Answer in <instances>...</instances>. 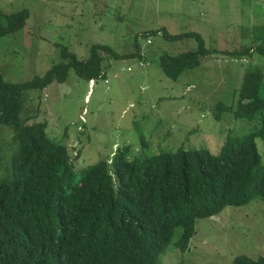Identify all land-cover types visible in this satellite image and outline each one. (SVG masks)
I'll return each mask as SVG.
<instances>
[{"label":"rangeland","instance_id":"rangeland-1","mask_svg":"<svg viewBox=\"0 0 264 264\" xmlns=\"http://www.w3.org/2000/svg\"><path fill=\"white\" fill-rule=\"evenodd\" d=\"M22 8L29 10L24 27L0 36V73L7 81L42 75L54 62L64 61L62 47L79 59H86L96 43L119 54L138 50L141 54L115 59L102 53L103 74L92 84L70 68L64 82L26 92L21 118L26 123L44 122L49 138L75 156V170L111 161L124 145L129 156L178 147H202L217 154L229 133L245 134L258 126L255 120L234 117L228 109L219 119L215 114L217 103L236 102L248 68L264 72V57L257 51L229 53L255 46L253 28L264 25V0H0L5 13ZM149 29L196 32L211 53L173 80L160 68L158 56L194 50L197 40L144 35ZM12 134L11 127L0 125L2 168ZM256 142L262 154L261 138ZM179 233L176 228L172 241ZM238 254L264 255L261 199L197 218L187 249L171 242L159 264H232Z\"/></svg>","mask_w":264,"mask_h":264},{"label":"trees","instance_id":"trees-1","mask_svg":"<svg viewBox=\"0 0 264 264\" xmlns=\"http://www.w3.org/2000/svg\"><path fill=\"white\" fill-rule=\"evenodd\" d=\"M29 10L0 9V36L24 27ZM170 40L195 37L194 50L163 52L159 66L175 80L197 67L211 50L196 32L168 33L149 29ZM137 37V36H136ZM255 46L229 51L264 57V25L253 28ZM137 48L138 43H135ZM138 50V49H137ZM102 53L124 58L96 43L79 59L66 47L42 75L22 82L7 81L0 73V125L12 128L5 169L0 174V264H159L167 246L187 249L195 220L216 215L225 206L252 199L264 201V72L248 68L232 105L217 103L234 117L255 120V130L229 133L217 154L206 148L178 147L152 155L129 156L128 145L116 149L111 161L99 160L75 170L61 142L49 138L44 122L26 123L20 116L26 92L64 82L68 71L87 80L103 74ZM256 137L263 142L262 154ZM180 228L172 241L175 229ZM232 264H264V255L234 257Z\"/></svg>","mask_w":264,"mask_h":264},{"label":"clouds","instance_id":"clouds-1","mask_svg":"<svg viewBox=\"0 0 264 264\" xmlns=\"http://www.w3.org/2000/svg\"><path fill=\"white\" fill-rule=\"evenodd\" d=\"M89 82H90V84H92V83H93V79L89 80ZM113 154H114V153H113Z\"/></svg>","mask_w":264,"mask_h":264}]
</instances>
